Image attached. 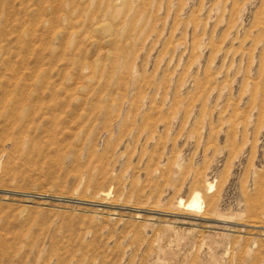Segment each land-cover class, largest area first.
Segmentation results:
<instances>
[{"label": "rangeland", "instance_id": "1", "mask_svg": "<svg viewBox=\"0 0 264 264\" xmlns=\"http://www.w3.org/2000/svg\"><path fill=\"white\" fill-rule=\"evenodd\" d=\"M0 264H264V0H0Z\"/></svg>", "mask_w": 264, "mask_h": 264}, {"label": "bare ground", "instance_id": "2", "mask_svg": "<svg viewBox=\"0 0 264 264\" xmlns=\"http://www.w3.org/2000/svg\"><path fill=\"white\" fill-rule=\"evenodd\" d=\"M110 10V9H109ZM245 55V54H244ZM211 77V76H210ZM204 183V182H203ZM258 184V183H257ZM206 188H207V190L208 191H210V190H212L213 189V184L211 183V182H209V181H206ZM196 190V189H195ZM206 190V189H205ZM206 190V191H207ZM196 192V191H195ZM198 192V191H197ZM101 194V193H100ZM195 194V193H194ZM108 199V198H107ZM106 199V200H107ZM201 195L199 194V193H196L194 196H192V199L189 201V203H188V205H187V207L188 208H192V209H199L200 208V203H201ZM103 200V199H102ZM177 200V199H176ZM179 200H180V198H179ZM178 201V200H177ZM183 201L184 200H180V201H178L179 202V207H181L182 206V204H183ZM209 202V201H208ZM178 205V204H177ZM184 205V204H183ZM209 205H210V203L208 204V209H209ZM186 206V205H185ZM185 206H182V207H185ZM210 209H211V207H210ZM210 209H209V211H210ZM159 212V211H158ZM164 212V211H163ZM161 214V213H160ZM207 219V218H206Z\"/></svg>", "mask_w": 264, "mask_h": 264}]
</instances>
